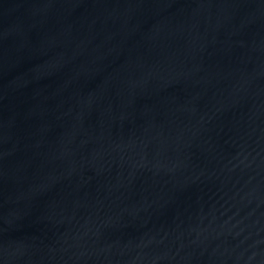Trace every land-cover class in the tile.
<instances>
[{
  "label": "water",
  "instance_id": "1",
  "mask_svg": "<svg viewBox=\"0 0 264 264\" xmlns=\"http://www.w3.org/2000/svg\"><path fill=\"white\" fill-rule=\"evenodd\" d=\"M0 264H264V0H0Z\"/></svg>",
  "mask_w": 264,
  "mask_h": 264
}]
</instances>
